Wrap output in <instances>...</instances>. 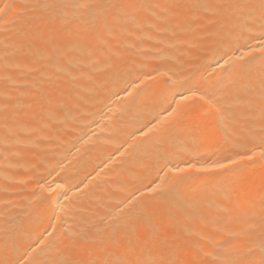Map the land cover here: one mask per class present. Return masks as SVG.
<instances>
[{"label":"bare ground","instance_id":"1","mask_svg":"<svg viewBox=\"0 0 264 264\" xmlns=\"http://www.w3.org/2000/svg\"><path fill=\"white\" fill-rule=\"evenodd\" d=\"M113 2L0 0V260L45 264L71 234L107 236L156 196L186 230L181 241L212 253L206 260L227 264L250 249L244 258L261 264L253 205L264 193V141L243 87L264 75L259 14L190 7L236 0H139L135 19L105 21ZM43 4L58 7H32ZM205 89L230 106L238 135L198 151L185 138L166 141L164 167V129L182 116L200 121L191 92ZM218 163L228 167L176 171ZM230 179L243 189L239 203L223 195Z\"/></svg>","mask_w":264,"mask_h":264},{"label":"snow or ice","instance_id":"2","mask_svg":"<svg viewBox=\"0 0 264 264\" xmlns=\"http://www.w3.org/2000/svg\"><path fill=\"white\" fill-rule=\"evenodd\" d=\"M5 7H11L6 5ZM32 7L55 9L56 4L33 5ZM79 7V6H78ZM177 8L189 7L184 4H177ZM190 7H215L224 10H232L242 14L246 18H252L258 13V18L264 28V0H236L231 3H220L215 5L193 4ZM144 5L139 0H117L106 7L104 20L107 21L111 16L113 21L117 20L121 13H126L134 19L142 11ZM3 9H0L2 12ZM227 63V61H225ZM184 87V85H181ZM248 94L247 103L250 109L258 114L260 139L264 141V75L261 76L259 85L248 81L243 85ZM201 101L200 110L203 117L214 119L205 120L203 117L198 122L182 123L185 117H180L174 123L167 126L162 133L160 150L157 154L158 160L164 161L163 166L167 167V155L164 148L166 141H172L176 138H185L195 150L200 147H212L221 142L230 143L232 138L238 133L231 123L230 106L221 100L216 93L207 89L204 91L191 92ZM182 99L187 97L181 96ZM206 106V107H205ZM175 111V109L173 110ZM151 131V129H149ZM252 131H257L253 127ZM254 155V154H253ZM253 155L239 154L240 160H252ZM264 157V152L261 153ZM232 164L237 163L236 159L230 158ZM228 165L218 163L209 167H196L189 164L186 168H177L178 173L184 172H215L227 168ZM223 176V172L217 173ZM211 179L206 177L205 182ZM39 184V181H37ZM222 192L225 198L239 203V198L243 189L238 180H226L221 184ZM153 192L156 189H152ZM160 196L166 193L159 194ZM258 206L261 211V241L260 248L264 251V193L260 195L259 200L253 207ZM182 229L180 221L172 211V206L165 200L153 196L150 202L138 205L125 217L117 219L110 233L107 236L98 238L95 241L89 240L85 235L73 233L68 237V243L59 249L54 258L45 262V264H218L213 257L211 261L206 257H212V253L205 251L198 244L187 245L181 241L180 231ZM7 246V240H6ZM251 250H245L240 256L229 259L227 264H250L244 257ZM189 256L191 258L189 259ZM0 264H17L15 261L5 257L0 260ZM264 264V260L261 261Z\"/></svg>","mask_w":264,"mask_h":264}]
</instances>
